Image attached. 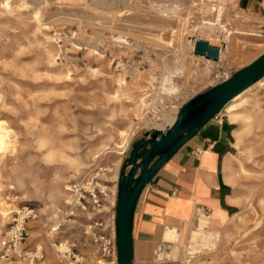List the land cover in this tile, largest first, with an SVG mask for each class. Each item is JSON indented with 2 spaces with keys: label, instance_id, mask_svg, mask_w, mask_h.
I'll use <instances>...</instances> for the list:
<instances>
[{
  "label": "rangeland",
  "instance_id": "obj_1",
  "mask_svg": "<svg viewBox=\"0 0 264 264\" xmlns=\"http://www.w3.org/2000/svg\"><path fill=\"white\" fill-rule=\"evenodd\" d=\"M254 1L255 13L236 0H0V248L13 213L28 207L37 217L26 222L21 248L42 253L31 264H64L68 247L94 262L83 234L91 216L65 217L67 188L97 174L111 194L102 211L114 215L118 170L150 133L155 109L172 113L214 75L231 76L264 53V0ZM191 37L220 46L221 59L201 61ZM219 113L233 124L224 171L236 214L221 232L209 220L214 249L189 256L197 214L210 218L194 211L177 258L264 264V78Z\"/></svg>",
  "mask_w": 264,
  "mask_h": 264
},
{
  "label": "crops",
  "instance_id": "obj_2",
  "mask_svg": "<svg viewBox=\"0 0 264 264\" xmlns=\"http://www.w3.org/2000/svg\"><path fill=\"white\" fill-rule=\"evenodd\" d=\"M257 5L254 0H236V7L242 12L255 13ZM232 126L227 119H221L220 113L218 121L209 120L139 192L130 223L132 262L150 264L158 246L168 247L170 251L174 246L178 248V243L170 246L162 240L163 232L166 228H174L181 241L197 209L208 212L213 231L221 232L226 228L237 210L236 205L229 203L235 195L224 171L233 149ZM193 151L198 152L196 156L192 155ZM114 202L113 195L109 208ZM177 257L178 253L175 262L181 264Z\"/></svg>",
  "mask_w": 264,
  "mask_h": 264
},
{
  "label": "water",
  "instance_id": "obj_3",
  "mask_svg": "<svg viewBox=\"0 0 264 264\" xmlns=\"http://www.w3.org/2000/svg\"><path fill=\"white\" fill-rule=\"evenodd\" d=\"M193 40V55L216 62L219 47L202 39ZM264 78V53L233 73L226 80L197 93L177 110L174 122L162 133L144 134L130 145V154L118 173L114 205L116 264H132L130 223L139 192L159 168L209 120L247 88Z\"/></svg>",
  "mask_w": 264,
  "mask_h": 264
},
{
  "label": "built area",
  "instance_id": "obj_4",
  "mask_svg": "<svg viewBox=\"0 0 264 264\" xmlns=\"http://www.w3.org/2000/svg\"><path fill=\"white\" fill-rule=\"evenodd\" d=\"M219 51H221L220 46ZM218 62V59H217ZM229 74H216L214 75V82L209 84L208 87H213L220 82L226 80ZM164 98H169L170 94L160 92ZM150 104H148V107ZM159 110L157 116H153L151 121L147 123L146 130L149 132L155 131L156 133H164L169 124H167L163 116L168 113L172 118L174 113L166 111V107L163 105L158 106ZM179 108V107H175ZM217 113L212 120L218 121ZM158 125V127H154ZM197 151H193L192 155L196 156ZM95 175H87L80 178L78 182L71 184L67 191L69 192L67 207L68 212L65 217H78L83 214L89 213L87 223L83 226V234L88 238V241L92 247H94L95 260L94 262H86L83 254L74 250L73 247H68L62 252L65 257L64 264H116V248H115V235H114V215L111 211V216L106 215L107 212H103L102 209L108 204L106 199L109 195L108 187L104 185L105 182L100 181ZM114 194H112L113 196ZM196 211H202L197 209ZM37 214L32 208L20 207L11 216L6 231L4 233V240L0 248V264H4L9 260H29L31 264L34 261H40L42 259V253L38 250L33 252L22 251V244L27 236L26 222L35 220ZM58 226H55L51 231L56 230ZM166 251L161 247H157L153 252V261L150 264H160L157 261V254ZM132 264H146L142 262H132ZM165 264V263H163Z\"/></svg>",
  "mask_w": 264,
  "mask_h": 264
},
{
  "label": "bare ground",
  "instance_id": "obj_5",
  "mask_svg": "<svg viewBox=\"0 0 264 264\" xmlns=\"http://www.w3.org/2000/svg\"><path fill=\"white\" fill-rule=\"evenodd\" d=\"M195 39H202V38L196 37ZM202 40H205L208 42V44L212 45L211 42H209V40H207V39H202ZM191 43H193V40H191ZM221 53L222 52L219 51L218 61H219V59H221L220 58ZM200 60L203 61L204 63H208V64L214 63V62L204 60L201 58H200ZM164 81H167V79H164ZM165 84H166V82H165ZM162 89H165V88L163 87ZM177 110H178V108L172 112L175 114L173 118L171 116L170 117H168L166 115L163 116L164 121L167 124H169V126L174 122ZM154 127H158V125H154ZM2 132L0 133V137L3 136ZM103 171L104 172H106V171L110 172V170H106V171L103 170ZM209 220H210V218L205 216V215H200V216L198 215L195 230L190 232V234H189V239H188V243H187V247H186L187 255L192 256V255H195L196 253H200L201 251H206V250L211 251V249H214V246L216 245V241L214 239H216L218 237V233L217 232L211 233L208 230L207 227H208ZM162 240L170 243V246H171L172 243L173 244L178 243L179 234L177 233V231L174 228H166L163 232ZM167 250H168V253L165 255L162 253L157 254V261H160L161 262L160 264L165 263V262H163L164 259L165 260L170 259L172 262H175L176 255L178 253V248L176 246H174L172 248V250L170 251L167 247ZM187 262H188V260H187Z\"/></svg>",
  "mask_w": 264,
  "mask_h": 264
}]
</instances>
